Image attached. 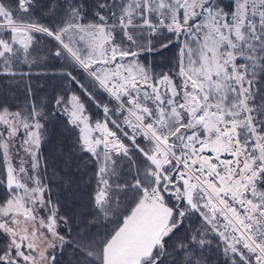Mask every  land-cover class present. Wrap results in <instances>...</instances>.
<instances>
[{"label": "snow or ice", "instance_id": "1", "mask_svg": "<svg viewBox=\"0 0 264 264\" xmlns=\"http://www.w3.org/2000/svg\"><path fill=\"white\" fill-rule=\"evenodd\" d=\"M0 81V264H264V0H0Z\"/></svg>", "mask_w": 264, "mask_h": 264}, {"label": "trees", "instance_id": "2", "mask_svg": "<svg viewBox=\"0 0 264 264\" xmlns=\"http://www.w3.org/2000/svg\"><path fill=\"white\" fill-rule=\"evenodd\" d=\"M225 3L228 2V0H224ZM175 52V49H172L168 53L165 54L164 57L157 56L155 58V62L157 65H164L166 66V60L167 58L171 57V55ZM50 65H54L57 69L61 67L62 62L58 58H50L47 62ZM159 70V68H158ZM59 82V78H47V84H48V90H51L52 86L56 85ZM4 86V82L0 81V87ZM22 98V97H21ZM59 137H54L53 143L48 145V147L45 149V153L48 154L49 152H52L53 155H55L54 148L60 147V145L57 143ZM70 150V142H65V151ZM79 195V194H78Z\"/></svg>", "mask_w": 264, "mask_h": 264}]
</instances>
